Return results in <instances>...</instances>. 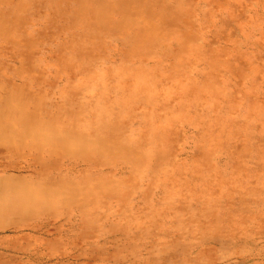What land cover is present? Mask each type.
Instances as JSON below:
<instances>
[{
  "label": "rangeland",
  "instance_id": "rangeland-1",
  "mask_svg": "<svg viewBox=\"0 0 264 264\" xmlns=\"http://www.w3.org/2000/svg\"><path fill=\"white\" fill-rule=\"evenodd\" d=\"M0 264H264V0H0Z\"/></svg>",
  "mask_w": 264,
  "mask_h": 264
}]
</instances>
